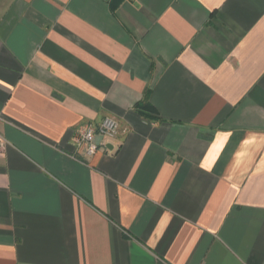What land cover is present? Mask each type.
Segmentation results:
<instances>
[{
	"label": "crops",
	"instance_id": "obj_1",
	"mask_svg": "<svg viewBox=\"0 0 264 264\" xmlns=\"http://www.w3.org/2000/svg\"><path fill=\"white\" fill-rule=\"evenodd\" d=\"M0 133V264H264V0H0Z\"/></svg>",
	"mask_w": 264,
	"mask_h": 264
},
{
	"label": "built area",
	"instance_id": "obj_2",
	"mask_svg": "<svg viewBox=\"0 0 264 264\" xmlns=\"http://www.w3.org/2000/svg\"><path fill=\"white\" fill-rule=\"evenodd\" d=\"M120 123L113 116H104L98 123H87L77 132L76 140L78 146L84 149L86 155L94 154L104 142H100L98 137L114 138L120 133ZM7 146L6 138L0 133V151Z\"/></svg>",
	"mask_w": 264,
	"mask_h": 264
},
{
	"label": "trees",
	"instance_id": "obj_3",
	"mask_svg": "<svg viewBox=\"0 0 264 264\" xmlns=\"http://www.w3.org/2000/svg\"><path fill=\"white\" fill-rule=\"evenodd\" d=\"M141 107L144 108V109H146V110L153 108L149 103L142 104Z\"/></svg>",
	"mask_w": 264,
	"mask_h": 264
}]
</instances>
